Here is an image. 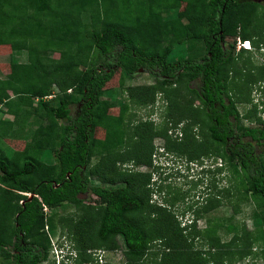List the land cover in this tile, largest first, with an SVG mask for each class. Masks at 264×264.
Wrapping results in <instances>:
<instances>
[{
    "label": "trees",
    "instance_id": "trees-1",
    "mask_svg": "<svg viewBox=\"0 0 264 264\" xmlns=\"http://www.w3.org/2000/svg\"><path fill=\"white\" fill-rule=\"evenodd\" d=\"M182 2L194 6L186 22L165 21L163 15ZM227 25H236L238 38L251 47L264 46V1L0 0V47L9 48V73L14 79L0 80V115L6 116L0 118V137L22 142L18 129L30 132L21 150L16 148L9 157L0 151V264H42L49 251L47 231L57 224L66 229L67 242L76 252L72 264H93L87 251L114 249L118 236L124 247L123 264H229L227 256L248 255L264 264V121L258 117L243 126L242 118H254L258 104L252 103L241 119L235 106L240 100L249 102V84L264 82V67L255 73L247 68L246 74L248 60L234 67L231 47L224 43ZM171 37L173 45L167 43ZM194 42L202 46L200 56L167 60L176 45ZM22 55L25 59L20 61ZM139 70L152 75L154 82L138 87V94L127 88L128 98L144 106L151 104L155 93L162 96L165 120L179 126L181 134L173 145L165 144L166 151L189 161L210 153L217 157L223 165L215 171L224 167L230 172L242 198H249L261 211L254 233L243 225L238 230L209 221L203 229H195L200 210L209 209L206 203L218 205V188L214 197L205 190V205L180 226L171 211L149 205L148 198L140 195L144 189L149 196V173L130 175L114 168L116 162L127 160L149 166L152 136H166V129L136 133L132 147L111 153L125 144L126 105L117 103V89L104 87L115 71L132 78ZM52 86L58 89L55 94ZM115 107L117 114L109 115L107 111ZM32 110L39 117L31 115ZM28 117L32 119L26 129ZM45 119L49 123L42 126ZM98 129L103 132L100 139L95 137ZM41 151L55 162L42 163L33 153ZM93 155L100 160L90 174L110 187L86 181L84 173ZM101 164L107 167L99 172ZM224 191L225 197L240 198L236 183ZM78 194L92 195L99 203L79 200ZM64 203L75 210L69 218L54 221L43 213V207L51 210ZM151 211L155 218L148 214ZM219 229L234 236L231 242L220 240ZM197 240L199 248L194 245ZM254 244L259 251L251 250Z\"/></svg>",
    "mask_w": 264,
    "mask_h": 264
},
{
    "label": "rangeland",
    "instance_id": "rangeland-1",
    "mask_svg": "<svg viewBox=\"0 0 264 264\" xmlns=\"http://www.w3.org/2000/svg\"><path fill=\"white\" fill-rule=\"evenodd\" d=\"M160 2H163V0H160ZM172 1L170 2V4ZM160 5L163 3H159ZM194 9V6L192 4L182 2L177 7L176 10H172L169 13H165L163 15V19L166 21L171 22L173 18H175L179 23L184 24L186 22L185 17ZM135 16V15H134ZM133 17V16H132ZM233 19V20H232ZM233 23H236V19L231 17L230 19ZM131 21H134L131 19ZM136 23V22H135ZM236 25H227L228 27H225L226 30H224V43L229 45L231 47V59L234 62V67H241V63L244 60H248L249 64L246 65V69L243 70V72L247 73V68L251 69L253 73L256 72V70L260 67H264V46H258V47H251L250 51L248 52H242L241 49L237 50L236 47V39L238 38L237 35V26ZM264 32V31H263ZM170 37V35H168ZM239 39V38H238ZM167 43H171L173 45L172 37L167 40ZM191 45V47H188ZM188 47V48H187ZM187 50V51H185ZM202 54V46L198 43H183L178 44L170 51V53L166 56L167 60L172 61L174 59H195L196 57L200 56ZM9 48L6 46L0 47V80L3 79H9L14 80L10 76L9 73ZM48 56L52 59H57L58 55L56 53H48ZM25 56L22 55L20 58V61L24 60ZM250 72L251 75L253 73ZM243 74V73H242ZM20 80V79H19ZM154 78L152 75L145 73L143 71H139L134 77L129 78L126 76H123L119 71H115L113 77L107 82L105 85V89L114 87L117 89L119 94H115L117 103L125 104L126 109L123 114V127L126 132L125 136V144H123L120 148L114 149L111 153L117 154L118 151H126L130 147H132V144L134 145L135 142H137L138 136L136 133H146L149 132L150 129L152 131H164L166 129V136L161 135H153L151 139V146H152V152L150 155V165L145 166L142 164H134L132 160H127L124 162H116L114 164V168L119 172L128 173L130 175L133 174H142L146 175L149 173V183L151 184V190L149 191V196L147 197V194H145L144 189L140 192V195L142 197L148 198L149 205H157L165 207L166 210L171 211V213L174 215L176 220L180 223V226H182L185 221L191 220L193 213L192 211L195 209H199L202 206L205 205V197L207 196L205 194V190L207 191V194H209L210 197H214L216 194L217 188H218V197H219V203L218 205H214V202H208L209 209L208 210H200L201 213L195 220V229L201 230L205 226H207V221L211 223V225L214 224H220L222 228H225V226L232 225L236 227L238 230H240L241 225L245 227V230L251 233H254L257 229V227L260 226V223L258 222L261 217V211L255 207V204L253 201L249 200L247 197H243V191L239 187V183L236 180H233V178L230 175V172H228L224 167L222 170L217 173L215 170L217 167H219L222 162L218 160L217 157H214L211 153L207 156H201L197 160H187L185 156L182 154H178L169 151H166L165 144L167 145H173L172 143H175L179 141L180 139V130L179 126L172 127L168 120L166 119V102L162 98V96L159 93H155L153 96V100L151 104L140 106L136 102L130 100L128 98V89H130V93L132 94H138L140 93V90H138V87L140 86H150L153 84ZM120 85V86H119ZM1 87V84H0ZM249 89V102L244 103L242 100L235 103L237 112L239 113L240 119L244 115V113L251 109V104L256 103L257 106V114L255 113V117L253 118H242L241 124L246 127V125H252L255 118H258L264 121V82H258L255 84H249L247 86ZM127 89V90H126ZM247 89V90H248ZM52 93L57 92V88L55 86H52L51 89ZM182 90V89H181ZM172 88H169L167 92V96L171 99V92ZM69 90L67 91V93ZM180 92V91H179ZM71 93V92H70ZM116 93V92H115ZM180 94H184V92H180ZM50 97H46V99H50ZM106 96H102L100 99H105ZM187 99V97H185ZM188 100V99H187ZM196 105V103H195ZM78 108V105L72 107V112L76 113V110ZM118 108V107H117ZM111 108L107 111L109 115H116L117 109ZM38 114L32 110L31 115ZM6 116L0 115V118L4 119ZM7 118L10 119V116H7ZM31 117H28L27 122L25 123V128H30V122ZM38 119V118H37ZM42 126H46L49 122L47 119L41 120ZM183 123V122H182ZM190 132H193L196 135V130L191 129ZM18 132L23 134L20 138L22 142H13V140L10 139H2L0 137V151L7 157L13 153V151L17 148V150H21L23 148L25 142H27L30 139V132H25L24 129H18ZM103 136L102 130L98 129L95 132V137L100 139ZM197 141H201V138L198 137ZM9 141V142H8ZM19 141V140H18ZM24 141V143H23ZM166 145V146H167ZM257 151L260 150V148H255ZM163 150V152H162ZM36 157H38L42 163L44 164H53L55 161L52 159L51 155L47 151H41V153L33 152ZM32 155V154H31ZM32 157V156H31ZM264 159V155L262 156ZM100 160V156L93 155L88 162L87 169L84 173V177L88 184L90 185H98L103 187H110L111 184H109L106 180H102L98 178L96 175L90 174V169L98 164ZM223 165V164H222ZM104 167H107L106 164H101L100 167H98V171H102ZM198 180H201V183H199ZM198 181V182H197ZM236 183L238 186V190L241 191L239 194V197L241 198H235V197H225V189H227L230 185H233ZM216 185V189H213V185ZM117 186L120 184H116ZM114 186V185H113ZM207 187V188H206ZM82 201H85L87 203H91L93 205H97L99 202L98 200L92 196V195H86L84 198L80 199ZM152 205V206H153ZM189 205L191 206V210L187 211L185 210V207ZM212 206V207H211ZM74 209L70 204H62L60 206H57L55 208L49 209H43V213L46 214V217L48 214L53 216L54 221L59 218H69L70 215L74 214ZM146 212V211H143ZM147 213V212H146ZM150 216L156 217V214L154 211H151V213L148 212ZM46 229V228H44ZM60 231H64L62 234H60ZM63 235V236H61ZM217 235L220 238V240L225 242H231L230 240L234 237L232 234L228 235L224 232L223 229L217 230ZM47 236L49 239V251L48 256L45 261H43L42 264H51L49 261H51L50 256L54 252L53 245H58L62 247L64 242L67 243L68 247H71L70 244L67 242V232L65 228H62L60 225H56L52 231H47ZM117 247L111 250H107L104 248H98L101 257L100 264H123L124 259L122 256V252L124 250L123 242L121 240V237H116L115 239ZM202 243V242H201ZM194 245H197L199 248L200 244L197 240ZM202 245H204L202 243ZM204 247H206L204 245ZM72 248V247H71ZM260 246L258 244L252 245V251H259ZM90 252H96L97 249H89ZM53 251V252H51ZM252 259L250 261L249 259ZM225 260H230L229 264H246L245 262H248L247 264H260L261 261L258 257H252L248 255L244 259H236V256H227ZM2 262V259L0 258V263ZM55 264V263H54Z\"/></svg>",
    "mask_w": 264,
    "mask_h": 264
},
{
    "label": "clouds",
    "instance_id": "clouds-1",
    "mask_svg": "<svg viewBox=\"0 0 264 264\" xmlns=\"http://www.w3.org/2000/svg\"><path fill=\"white\" fill-rule=\"evenodd\" d=\"M248 42V41H247ZM251 47V46H250ZM163 152V150H162ZM186 223H188V221H185ZM64 244L66 245H63L62 247L60 246H56V245H53V249H54V252L52 253V255L50 256L51 258V261L49 262H52L53 264H72L73 262V259L75 258V251L73 248L71 247H68L67 243L64 242ZM98 250V249H97ZM92 256V252H89ZM93 257V256H92ZM94 261H95V257H93ZM260 259V258H259ZM250 260V259H249ZM261 261V260H260ZM253 262V260H252ZM96 262H94L93 264H95ZM246 264L248 262H245ZM237 264V263H236ZM262 264V263H260Z\"/></svg>",
    "mask_w": 264,
    "mask_h": 264
},
{
    "label": "built area",
    "instance_id": "built-area-1",
    "mask_svg": "<svg viewBox=\"0 0 264 264\" xmlns=\"http://www.w3.org/2000/svg\"><path fill=\"white\" fill-rule=\"evenodd\" d=\"M236 47H237V50L242 49V50L250 51V49H251L249 42L241 41L238 38L236 39ZM43 209L45 210L44 207H43ZM87 252H90V251H87ZM98 252H99V250H97V253L92 252V256L95 257V262H96L95 264H100V262H101V257H100L101 255ZM237 264H240V263H237Z\"/></svg>",
    "mask_w": 264,
    "mask_h": 264
},
{
    "label": "water",
    "instance_id": "water-1",
    "mask_svg": "<svg viewBox=\"0 0 264 264\" xmlns=\"http://www.w3.org/2000/svg\"><path fill=\"white\" fill-rule=\"evenodd\" d=\"M253 2H256V3H259V2H263L264 0H252ZM140 71V70H139ZM86 195L85 194H78L77 195V199H82V198H84ZM28 199L27 200H30L31 199V197H32V195L31 194H29L28 196Z\"/></svg>",
    "mask_w": 264,
    "mask_h": 264
}]
</instances>
